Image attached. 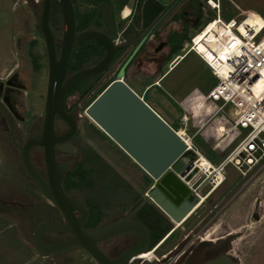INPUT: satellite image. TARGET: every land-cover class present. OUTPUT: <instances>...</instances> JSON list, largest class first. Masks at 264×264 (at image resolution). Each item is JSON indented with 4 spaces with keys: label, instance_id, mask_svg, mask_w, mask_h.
I'll return each instance as SVG.
<instances>
[{
    "label": "flooded vegetation",
    "instance_id": "flooded-vegetation-1",
    "mask_svg": "<svg viewBox=\"0 0 264 264\" xmlns=\"http://www.w3.org/2000/svg\"><path fill=\"white\" fill-rule=\"evenodd\" d=\"M128 1L129 0L126 1L124 6H121V0H108L109 12H107L104 17L105 21H103L104 23L101 27H88L78 31L75 15L76 35L85 31H97L104 34L114 46L119 48L115 51L112 61L101 72L78 80L69 88L64 97V113L72 118L75 126L72 136L65 142L55 144L53 149L56 170L62 167L66 169L65 175L61 181L63 193L68 198L79 201L85 207L86 216L82 225V229L85 232L98 229L113 221L124 219L135 208L142 204L140 209L131 218V221L140 223L147 229L149 234V248L144 254L131 258L128 264H203L220 255H227L235 261L233 257L236 256L228 254L226 245H231L235 240L240 239V228L232 230L231 232L223 231L220 235L207 239V233L213 225H216V229L217 227H222V224L218 221L224 211V205H221L219 208L216 204L213 205L215 200L214 194L224 182V177L219 173V169L214 170V176L211 175L210 179H200V174H197L196 171H192V174H186L184 178L179 179V182L183 184L185 189L188 187L191 192L188 195V199L197 197L198 200L192 206L188 215L186 214L182 221L177 223L149 197V194L153 190H156V184L159 180H153L149 177L123 152L124 156L143 173L134 180L135 185H133L131 181L116 175L119 179L117 182L128 191L125 200L114 206L118 209L119 215L107 222L102 221L103 216L96 222L93 220V207L89 204V198L93 190V181L96 183L98 182V179L94 178V176H96L95 174L98 172L93 175V172L98 169L97 167H93L95 166L93 163L95 160L99 161L101 166L100 170L102 167H105L106 163L97 149L94 150L83 141L85 136L81 134V129H83L82 123L85 124L88 130L93 126L99 131L98 133L106 138V140H109L118 149L120 148L86 114L87 108L104 89L116 79H122V81L131 88L127 82V78L130 76V69L132 66L139 70V68L145 67L146 64L148 65L151 63L156 74H159L160 69L165 66L166 68L168 67L165 73L166 75L171 70L173 64L178 60L176 56H181L183 53L184 45L187 43V38L189 36V26L193 19L192 16H195V20L198 22L200 19L199 15L201 14L200 6L198 4L193 5V0H174L168 7H164L158 0H136L132 7L127 9ZM152 1L161 5L163 11L149 25L145 26L143 16L144 13L148 11V7L151 5L150 2ZM115 8L122 13L119 21L115 19ZM188 9L193 11L188 13ZM49 25L56 37L55 52L56 58L58 59L62 37V17L59 9L56 20L53 22L50 18ZM130 47H132V49L126 55ZM20 48V45H18V51L16 52L18 62L12 67L9 66L6 73L0 74V161L1 163H4L5 160L8 161L9 155L6 149V147H8L11 151V157L9 159L16 160L22 168L26 190L24 191L25 195L21 198L22 201L20 203L9 204L0 201L6 205L18 206L30 212L36 204L46 203V200L25 172L17 150V145L23 147L30 139L41 133V126L45 114L48 60L44 44V87L42 92L35 94V92H33L35 89L33 76L41 70L39 57L36 55L32 56L31 50H29L26 54L30 61L27 63L23 60L25 54L21 52ZM177 52H179V54ZM105 54L106 48L97 40L89 39L76 44L71 53L64 82L72 75L97 65L104 58ZM159 77L152 81L151 86L157 87ZM100 88L101 90L95 94ZM34 95H36L35 98L40 101L38 108L35 107V100L32 101ZM69 130V125L56 114L54 117V135L58 137L69 132ZM89 131L90 133L93 132L91 129ZM96 133L97 132L94 131V134ZM100 139H102V137H100ZM102 141L107 144L104 139H102ZM28 158L38 174L43 180L47 181L48 168L43 146L32 147L28 152ZM2 160L4 162H2ZM206 160V158H202L199 163L197 159L195 163L192 164V167L201 165L204 167L203 169H207L209 163H207L208 161ZM262 168L264 169V166L259 169ZM187 175H189L188 178ZM195 183H197L195 189L189 188ZM96 185L97 184L94 186ZM244 189L245 187L243 190ZM158 192L161 196L159 198L160 202H168L175 209H179L183 207V205L187 207V204L190 205L192 203L190 201L187 202L186 195L185 198L176 205L161 191L158 190ZM238 195L239 194H237V196ZM25 202L28 205H26ZM209 204L214 207V209H218L209 211L211 215H206L205 219L200 221L199 230L195 233L193 230H195L197 226L189 229V232H187V221L190 217L197 215V211L201 207ZM103 210L106 211L105 208H102L100 213H103ZM257 210L258 208L255 207L252 211V218L254 221L251 223L254 225L258 224L259 220L264 219L263 215L261 218L260 215L257 214ZM44 214L48 215L51 223H56L59 219L62 225L66 224L65 218L61 212L49 204L40 206V211L37 215L26 218L35 219V228L41 221V215ZM73 216L74 218H79L80 212L73 211ZM34 228L31 232V241ZM47 237L50 238L47 239ZM72 238L73 236L66 232L44 234L42 236V240L48 244L65 242ZM135 242L136 238L134 236L124 234L102 241L98 244V247L109 259L114 260L125 250L134 245ZM167 246H169V249H167V251L165 250V253H162V251L160 252L162 247ZM68 253L55 257L63 261L62 259L66 258ZM88 258L95 264L91 257L88 256Z\"/></svg>",
    "mask_w": 264,
    "mask_h": 264
},
{
    "label": "rangeland",
    "instance_id": "rangeland-1",
    "mask_svg": "<svg viewBox=\"0 0 264 264\" xmlns=\"http://www.w3.org/2000/svg\"><path fill=\"white\" fill-rule=\"evenodd\" d=\"M195 1L201 8V16L198 22H196L195 16H192L187 42L190 36L205 25L207 16L214 17V13L206 8V0ZM135 2L136 0H129L127 9H130ZM158 2L164 7H168L174 0H158ZM41 3L42 0H25V3L24 0H0V74L7 72L9 63L13 61V54L18 51V45L21 47V52H24L23 60L27 63L30 59L26 53L31 50L32 56L39 57L41 66L39 73L33 76L35 84L33 92L35 94L42 92L44 87V44L39 30ZM79 7L83 10L87 6L80 4ZM219 8L221 18L226 20H239L249 13H255L264 20V0H219ZM187 11L190 13L193 10L188 9ZM121 14L115 8L116 21L120 20ZM131 49L132 47L126 52V55ZM177 53L179 54V52ZM15 60L18 62L17 57ZM153 68L151 63L139 70L132 66L130 76L127 78L128 84L134 92L144 98V102L148 106L173 126L182 125L180 121L182 111L176 102L187 95V136L190 140L189 144H192L193 148L188 156H194L193 161L200 154L213 166L218 165L230 153L237 141H231L227 147L223 148L218 144L221 139L217 138L214 131L215 127L221 124L219 120H224L225 124L232 123L231 108L227 107L220 112L217 119H211L209 117L215 111V106L208 103L204 109L209 108V113L203 114L200 110L197 116L190 117V112L197 104L194 95L204 96L216 85L217 81L210 70L191 52L164 76L159 87H155L151 86L152 81L159 76L160 79L167 72L168 67L163 66L159 74H156ZM35 96L32 101L35 100V107L38 108L40 101ZM82 125L81 134L85 136L83 141L94 150L97 149L106 163L101 170L99 161L95 160L93 163L95 165L93 167L98 169L93 172V175L98 172L94 176L98 182L93 181V184L97 185L92 186L89 204L93 207V220L96 222L103 216L102 221L107 222L119 215L118 209L114 206L125 200L128 192L117 182L119 179L116 175L135 185L134 180L143 172L124 156L123 151L106 140L91 124L90 129L93 131L91 133L90 129H86L84 123ZM94 131L97 133L94 134ZM239 132L244 131L239 130ZM182 135L184 136V134ZM216 141H218L217 144ZM226 141L228 142V139L222 142L226 143ZM6 149L10 158L11 151L8 147ZM9 158L5 162L2 160L4 163L0 161V200L15 204L22 201L26 185L20 164ZM237 194L239 195L237 196ZM214 198L213 205L216 204L218 208L224 205V211L218 221L222 227L216 229V225H213L207 233V239L220 235L223 231L231 232L240 228V239L235 240L231 245H226L228 254L236 256L233 259L241 264H264V219L259 220L256 225L251 223L254 221L252 218L253 208H258L257 214L261 218L264 216V169L252 170L243 177L231 165L226 166L224 182L215 192ZM26 205L28 204L26 203ZM102 208H105L106 211L103 210V213H100ZM216 209L210 204L201 207L197 211V215L191 216L187 221V232L196 226L193 232L199 230L200 221H203L206 215H211L209 211ZM34 226L35 219H28L17 212L0 209V264H93L83 251H71L66 255V258L62 259L63 261L56 257L51 259L42 257L32 245L31 232ZM49 238L47 237V239ZM167 249L169 246L162 247L160 252L165 253Z\"/></svg>",
    "mask_w": 264,
    "mask_h": 264
},
{
    "label": "water",
    "instance_id": "water-1",
    "mask_svg": "<svg viewBox=\"0 0 264 264\" xmlns=\"http://www.w3.org/2000/svg\"><path fill=\"white\" fill-rule=\"evenodd\" d=\"M62 17V37L59 58H56L55 39L50 25V11L52 0H42L39 15V27L44 40L47 60L48 78L45 101V114L41 126V133L30 139L23 147L17 145L22 165L30 180L40 190L46 203H38L32 211H27L14 205H6L0 201V209L17 212L24 217H33L40 211V206L49 204L61 212L66 224L62 225L58 219L56 223L49 221L48 215H41V221L32 233V245L43 257H55L70 252L83 250L95 264H128L129 260L146 252L149 248V234L140 223L131 218L142 204L135 208L126 218L113 221L98 229L85 232L82 225L86 216L85 207L79 201L70 199L63 193L61 181L65 175V167L55 166L54 145L68 140L74 130L72 118L64 113V97L73 84L78 80L93 76L101 72L113 59L119 48L104 34L97 31H85L75 34V10L72 0H54ZM196 5V1H192ZM97 40L105 48L104 58L94 67L82 70L72 75L64 82L65 74L71 58L73 47L85 40ZM121 76V74H120ZM69 125V132L54 135L55 115ZM86 114L104 133L129 157L134 163L153 180H159L156 190L149 197L153 199L175 222L179 223L188 215L197 197L188 199L191 193L183 186L179 179L186 174H192V158L189 146L176 131H174L144 100L139 97L122 79L111 82L104 91L87 108ZM34 146H43L48 168V180L45 181L31 165L28 158L29 150ZM189 175H187L188 178ZM206 178L200 174V179ZM197 183L189 188L195 189ZM161 191L174 204H178L187 195V207L183 205L175 209L170 203H161ZM192 200V201H191ZM73 211H79V218H74ZM66 232L72 239L60 243L48 244L42 240L44 234ZM131 235L136 242L125 250L118 258L109 259L98 247V244L118 235ZM203 264H241L227 255H220Z\"/></svg>",
    "mask_w": 264,
    "mask_h": 264
},
{
    "label": "built area",
    "instance_id": "built-area-1",
    "mask_svg": "<svg viewBox=\"0 0 264 264\" xmlns=\"http://www.w3.org/2000/svg\"><path fill=\"white\" fill-rule=\"evenodd\" d=\"M205 4L214 17L205 18V25L190 37L182 55H177L176 59L194 53L217 81L195 105L190 117L197 116L200 110L203 114L209 113V108L204 109L208 103L215 106L211 119H217L220 112L230 107L232 123L219 120L221 124L214 131L222 141H237L218 165L211 164L207 173L196 165L191 171L205 174L210 179L214 170L219 169L224 177L226 166L231 165L245 177L250 171L264 166V87L258 88L264 83V20L258 15L261 25L249 23L250 13L239 20H226L220 16L219 0H206ZM198 34L202 35L199 40ZM181 120L185 123L188 117L183 115ZM222 129L224 131H220Z\"/></svg>",
    "mask_w": 264,
    "mask_h": 264
},
{
    "label": "trees",
    "instance_id": "trees-1",
    "mask_svg": "<svg viewBox=\"0 0 264 264\" xmlns=\"http://www.w3.org/2000/svg\"><path fill=\"white\" fill-rule=\"evenodd\" d=\"M127 0H121V6H124ZM75 9L77 29L84 30L88 27H101L105 21L104 17L109 12L108 0H72ZM148 11L144 13V25H149L162 11L163 7L155 2H150ZM80 4L85 5L83 10L80 9ZM58 15V8L56 3L52 0L50 18L53 22ZM201 14L199 15V17ZM192 155H194L192 153Z\"/></svg>",
    "mask_w": 264,
    "mask_h": 264
},
{
    "label": "crops",
    "instance_id": "crops-1",
    "mask_svg": "<svg viewBox=\"0 0 264 264\" xmlns=\"http://www.w3.org/2000/svg\"><path fill=\"white\" fill-rule=\"evenodd\" d=\"M24 3H25V0H24ZM186 56H184L183 58H185ZM183 58H178V60L173 64V66L171 67V70L174 68L175 65H177ZM16 52L13 54V61L9 63L8 67H12L15 63H16ZM7 67V68H8ZM165 75V74H164ZM163 75V76H164ZM163 76L159 79V82H158V87L160 86L159 83H161L164 79H163ZM137 94V93H136ZM138 95V94H137ZM139 97H141L140 95H138ZM194 97L196 98L197 100V103H198V99L202 98V95H194ZM143 98V97H142ZM144 100V98H143ZM145 101V100H144ZM177 106L180 108V110L182 111V114L181 116L185 115L187 117V95L182 97L181 99H179V101L176 102ZM153 109V108H152ZM154 110V109H153ZM155 111V110H154ZM156 112V111H155ZM157 113V112H156ZM191 113V112H190ZM158 114V113H157ZM159 115V114H158ZM174 131H176L177 133L179 134H184L185 137H187V121L184 123L182 122L181 118H180V121L182 123V125H178V126H173L172 124H170L168 122V120H166L165 118H163L161 115H159ZM218 141H216V144H217ZM231 142L230 139H228V142L226 141L225 142H222V140L220 141V144L221 146L224 147H227L229 145V143ZM46 259H48L47 257H45ZM51 259V258H50Z\"/></svg>",
    "mask_w": 264,
    "mask_h": 264
},
{
    "label": "bare ground",
    "instance_id": "bare-ground-1",
    "mask_svg": "<svg viewBox=\"0 0 264 264\" xmlns=\"http://www.w3.org/2000/svg\"><path fill=\"white\" fill-rule=\"evenodd\" d=\"M248 22L249 23H255V24H258V25H261V23H262V21L260 20V18L258 17V15L257 14H255V13H252L251 15H250V17H249V20H248ZM199 35V34H198ZM201 37H202V35H199V37H198V40L199 39H201ZM199 48L201 49V46H199ZM264 87V83H260L259 85H258V88H263ZM220 131H224L223 129L222 130H220ZM179 134V133H178ZM179 135H181V134H179ZM182 137H183V139L185 140V142L187 143V145L189 146V148H192V145L191 144H189V139H187V138H185L183 135H181ZM191 143V142H190ZM198 156H199V158H198V160H199V163H200V159H202L203 157H201V155L200 154H198ZM206 161H208V160H206ZM198 163V164H199ZM207 163H209L208 164V168L207 169H211V163L208 161ZM201 166V165H200ZM204 167L203 166H201V170L202 171H205L206 172V170L207 169H203ZM207 173V172H206ZM219 173H221V172H219ZM222 174V173H221ZM145 253V252H144ZM144 253H142V254H144ZM141 254H139V256H140ZM138 256V255H137Z\"/></svg>",
    "mask_w": 264,
    "mask_h": 264
}]
</instances>
